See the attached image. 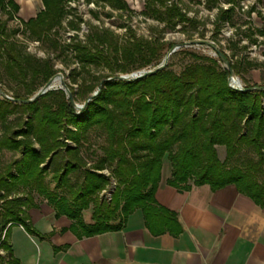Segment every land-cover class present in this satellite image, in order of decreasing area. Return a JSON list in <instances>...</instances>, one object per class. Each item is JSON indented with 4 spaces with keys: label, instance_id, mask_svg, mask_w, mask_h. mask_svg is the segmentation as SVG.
Listing matches in <instances>:
<instances>
[{
    "label": "trees",
    "instance_id": "obj_1",
    "mask_svg": "<svg viewBox=\"0 0 264 264\" xmlns=\"http://www.w3.org/2000/svg\"><path fill=\"white\" fill-rule=\"evenodd\" d=\"M90 1L129 9L126 0ZM167 1L147 0L145 14L167 21L169 28L183 23L197 30L198 20L187 18L177 4L168 5ZM241 1L226 0L234 7ZM41 2L43 9L24 26L32 38L49 41L59 55L71 49L80 67L79 72H71L68 84L75 102L85 99L105 79L161 63L163 45L158 39L133 37L120 48L108 31L94 28L87 44L61 46L56 39L51 40L50 33L61 28L69 14L66 0ZM205 3L211 9L218 0ZM0 9L13 19L18 6L12 1L7 6L0 0ZM234 12L235 8L220 9L216 27L232 23ZM68 25L79 29L75 20ZM14 34L0 20V86L14 99L0 96V247L6 251L5 257L0 255V264H16L8 230L3 238L9 224L19 223L29 234L38 236L27 216L28 209L39 206L37 199L46 201L56 216L70 219L72 227L84 236L120 230L138 209L151 223H168L173 217L155 201L165 159L171 166L168 183L179 190L188 189L190 184H207L212 190L235 185L255 204L264 206V90L233 89L218 58L182 50L180 54L192 61L179 72L168 64L143 79L105 82L99 95L78 113L62 89L49 91L33 103L15 101L31 98L55 72L50 61L34 58L11 41ZM245 36L251 38L252 33ZM223 54L240 75L242 64L232 63ZM91 65L103 67L107 73L95 75ZM247 65L250 68L253 64ZM81 72L91 80L83 79L75 92L72 85L78 83L76 77ZM251 87L257 86L245 89ZM15 114V120L7 121ZM95 134L104 138L99 150L92 149ZM217 147L225 150L223 161ZM6 151L19 156L2 163ZM111 181L115 188L111 201L105 202L99 194ZM89 208L91 224L82 217Z\"/></svg>",
    "mask_w": 264,
    "mask_h": 264
},
{
    "label": "crops",
    "instance_id": "obj_2",
    "mask_svg": "<svg viewBox=\"0 0 264 264\" xmlns=\"http://www.w3.org/2000/svg\"><path fill=\"white\" fill-rule=\"evenodd\" d=\"M9 1L18 6L14 18L23 22L43 9L41 0H5L7 6ZM170 177L163 162L155 201L173 217L168 223H151L138 209L120 230L84 236L43 201L27 210L38 236L14 223L3 238L8 230L16 264H264V206L235 185L179 190L168 183ZM82 217L92 223L91 214Z\"/></svg>",
    "mask_w": 264,
    "mask_h": 264
},
{
    "label": "rangeland",
    "instance_id": "obj_3",
    "mask_svg": "<svg viewBox=\"0 0 264 264\" xmlns=\"http://www.w3.org/2000/svg\"><path fill=\"white\" fill-rule=\"evenodd\" d=\"M206 0H168L167 4H177L185 13L187 18L196 19L200 22L197 30H193L189 25L183 23L177 24L174 28H169L166 22H159L153 17L145 14L147 0H127L129 5L128 10L121 9L117 6H112L106 2L99 1L98 5L94 1L88 0H66V10L69 14L62 22V27L55 29L58 35L54 36V31L50 33L51 40L56 39L61 46L80 42L87 44V36L91 33V29L108 31L110 37L114 39L115 45L120 47L126 44V40L130 38H140L146 41L159 40L161 46V62L165 55L172 48V45H179L184 42L194 40H204L212 42L220 51L226 53L230 57L232 63H241V74L237 75L242 88L250 86H264V11L262 10L260 0H242L238 7H234L232 3H227L226 0H218V5L209 9L206 5ZM235 8L232 17V23L224 22L219 28L216 26V17L219 15V10H227ZM249 12H251L249 14ZM260 13V14H259ZM81 19V21H79ZM0 20L6 24L7 30L15 32L11 36V41H16L24 48L27 54L42 61H50L55 75H60L64 82L71 85V72L76 69L79 72V63L73 59L71 49L63 55H59V51H55L49 41L43 39L32 38L28 30H26L23 21L19 18L8 19L7 14L0 10ZM75 20L78 23L79 29L73 30L68 25V22ZM252 33L251 38H247L245 34ZM193 36L192 39H187L188 36ZM203 35V36H201ZM133 40V39H131ZM107 52V46L105 45ZM113 48H110L112 50ZM60 50V49H57ZM121 50V49H118ZM182 50L209 56L217 59L214 51L206 45H195L187 48L179 49L168 62L170 68L179 72L185 65L190 63L191 58L180 54ZM228 59V58H227ZM229 60V59H228ZM253 64L248 67L247 63ZM160 64V62H159ZM221 66L223 64L220 62ZM155 64H151L141 70L151 69ZM90 70L97 73L106 74L107 71L103 67L89 66ZM139 70V71H141ZM98 71V72H96ZM137 72V71H135ZM133 72V73H135ZM52 76V77H53ZM87 73L81 72L78 78V83L72 85L74 91H78L77 85L82 83L83 79H87L90 83L91 78ZM1 87V86H0ZM42 87V86H41ZM40 87V88H41ZM87 93L86 97H90L97 89ZM39 88V89H40ZM58 90V89H57ZM11 97V94H8ZM12 98V97H11ZM85 99H78L76 102L79 105L84 104ZM78 111V110H77ZM80 111H78L79 113ZM17 114L8 117L7 121H13L17 118ZM25 116V121L28 120ZM74 129L72 126L69 127ZM92 149L99 150V146L104 143V138L93 135ZM69 144H71L69 142ZM219 159L225 158V150L223 147H217ZM19 156L18 153L5 152L2 155V163H7ZM164 165L170 169V163L167 159L164 160ZM109 176L107 170L102 171ZM15 173V172H14ZM115 188V183L111 184L103 190L99 197L105 202H110L108 195H112ZM40 204L42 199H37ZM91 208V207H90ZM85 210L83 213L86 216H92L91 209ZM83 215V214H82ZM90 217L87 218L89 220ZM92 223L93 221L90 220ZM0 255L6 256V251L0 247Z\"/></svg>",
    "mask_w": 264,
    "mask_h": 264
},
{
    "label": "water",
    "instance_id": "obj_4",
    "mask_svg": "<svg viewBox=\"0 0 264 264\" xmlns=\"http://www.w3.org/2000/svg\"><path fill=\"white\" fill-rule=\"evenodd\" d=\"M195 45H206L214 51L215 56L220 60V62L225 67V69L228 71V73H229V85L233 89H236L239 91L264 90V86L251 87L249 89L242 88L240 85V82L238 80V77L235 74V72L231 66L230 61L223 54V52L220 51L212 42L204 41V40H194V41L184 42V43L179 44V45H174L168 51V53L165 55L162 62L154 68L137 71L135 73L128 74V75H118V76L108 78V79L101 81V83L98 86V88L96 89V91L82 105H79L75 102L71 90L69 89L68 85L64 82L63 78L60 75H55L52 78H50L48 80V82L44 86H42L31 98H29L27 100H15V101L18 103H26V104L33 103L49 91L62 89L66 93L68 99L70 100V102L74 106V108L81 112L86 108V106L88 105V103L90 101H92L95 97H97L99 95V93L101 92V89L104 86L105 82L112 81V80H114V81L139 80V79H143L145 77L154 75V74H156V73H158V72H160L166 68L170 58L172 57V55L174 53H176L179 49L187 48V47H191V46H195ZM57 77L61 78L59 84L56 83ZM0 96H2L3 98L9 99L11 101L14 100L13 98L9 97L1 87H0Z\"/></svg>",
    "mask_w": 264,
    "mask_h": 264
},
{
    "label": "bare ground",
    "instance_id": "obj_5",
    "mask_svg": "<svg viewBox=\"0 0 264 264\" xmlns=\"http://www.w3.org/2000/svg\"><path fill=\"white\" fill-rule=\"evenodd\" d=\"M60 80H61V78L60 77H57L56 78V83L59 84L60 83Z\"/></svg>",
    "mask_w": 264,
    "mask_h": 264
},
{
    "label": "built area",
    "instance_id": "obj_6",
    "mask_svg": "<svg viewBox=\"0 0 264 264\" xmlns=\"http://www.w3.org/2000/svg\"><path fill=\"white\" fill-rule=\"evenodd\" d=\"M108 197H109V199H110V198H111V195L109 194Z\"/></svg>",
    "mask_w": 264,
    "mask_h": 264
}]
</instances>
